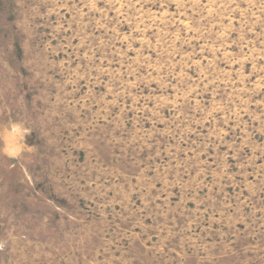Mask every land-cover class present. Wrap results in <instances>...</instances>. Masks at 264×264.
<instances>
[{"label": "rangeland", "instance_id": "rangeland-1", "mask_svg": "<svg viewBox=\"0 0 264 264\" xmlns=\"http://www.w3.org/2000/svg\"><path fill=\"white\" fill-rule=\"evenodd\" d=\"M13 124L0 264H264V0H0Z\"/></svg>", "mask_w": 264, "mask_h": 264}, {"label": "clouds", "instance_id": "clouds-1", "mask_svg": "<svg viewBox=\"0 0 264 264\" xmlns=\"http://www.w3.org/2000/svg\"><path fill=\"white\" fill-rule=\"evenodd\" d=\"M26 129H23L19 124L11 125V132L7 128L0 129V151L10 158L19 156L23 151V146L16 142V137L23 139Z\"/></svg>", "mask_w": 264, "mask_h": 264}]
</instances>
